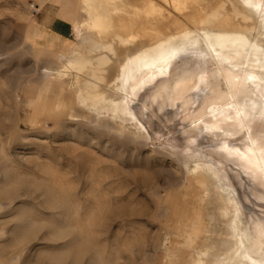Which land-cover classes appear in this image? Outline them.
<instances>
[{
  "label": "rangeland",
  "instance_id": "rangeland-1",
  "mask_svg": "<svg viewBox=\"0 0 264 264\" xmlns=\"http://www.w3.org/2000/svg\"><path fill=\"white\" fill-rule=\"evenodd\" d=\"M48 1L0 0V176L4 177L0 180V264H179L178 258L181 264H197L200 256L195 246L204 245L208 236H226L228 218L223 217L225 202L214 187L207 185L204 191L193 182L196 162L188 160L189 153L221 162L215 165L235 189L244 222L264 223V179H258L262 175L221 149L226 141L243 147L253 133L263 142L264 114L257 112L249 131L236 135L205 128L201 123L208 115L198 118L197 111L206 94L221 82L220 88L229 91L226 81L216 77L208 87L188 92L187 101L154 102L150 87L135 104L144 131L130 124L122 129L113 120L99 118L90 103L79 98L84 75L78 73V66L65 68L62 53L42 52L31 43L30 25ZM75 1L77 16L84 20L88 12L81 0ZM143 1L97 0L98 12L106 16L100 13L95 24L107 25L105 35L112 23L125 33L143 34L147 26L144 32L149 36L141 35L144 43L153 34L150 28L165 30L167 25L166 30L173 32L174 21L182 17L186 21L200 6L198 0H155L159 8L148 10ZM54 3L68 5L69 0ZM116 7L121 21L115 15L111 20ZM108 20L109 25L104 22ZM130 22L138 29L128 26ZM78 42L77 37L75 45ZM179 56L173 67L176 75L190 68L207 73L216 68H206L208 61L192 52ZM234 61L227 59L223 65L232 63L230 67L240 69ZM63 68L67 72L60 81L57 70ZM64 211L68 214L63 225L40 215ZM199 215L203 228L196 232L200 238L191 242L181 233L190 231L183 224L190 225ZM204 260L211 263V258Z\"/></svg>",
  "mask_w": 264,
  "mask_h": 264
},
{
  "label": "bare ground",
  "instance_id": "bare-ground-1",
  "mask_svg": "<svg viewBox=\"0 0 264 264\" xmlns=\"http://www.w3.org/2000/svg\"><path fill=\"white\" fill-rule=\"evenodd\" d=\"M96 1L83 0L88 16L80 25L79 42L70 55L62 54L60 57L66 61L63 67L78 66V73L84 75L79 82L77 93L84 104L90 103L91 109L97 112L99 118L113 120L122 129L130 124L141 131L146 127L139 117L135 104L139 96L146 93L150 87H153L154 92L152 91L151 96L154 102L160 99H170L173 102L180 99L187 101L188 92L199 87H208L209 80L216 77H222L226 81L229 91H223L225 89L220 88L222 82L218 78L221 82L220 86L215 84L210 89V93L206 94L205 102H202L203 107L201 106V109L197 111L198 118L208 115L201 123L205 128L214 132L223 130L226 134L236 135L240 130L249 128L257 112L264 114V79L261 77L262 72L264 73V0H198L200 6L193 9L194 11L187 16L186 21L181 20L183 17L174 23L171 22L173 20L170 21L176 26L175 31L168 32L167 25L165 26L166 31L159 26L158 30L150 28L153 34L144 43H141V35L149 36L144 32L149 30L147 26L145 29L143 26L139 27L140 29L143 27V34H140V30H138L139 33L132 30L125 33L122 32L123 30L120 31L122 26L118 30L115 27L116 24L114 25L111 21L112 27L105 35L107 25L103 22L100 25L95 24L101 15L106 16L98 12L100 8L96 7ZM111 1L109 0V3ZM136 2V5L139 4L138 1ZM156 2L155 0H144L142 7L148 10L155 9L159 6ZM182 5L183 2L180 6ZM119 10L120 8H117L112 11L111 20L118 18L116 15H119ZM122 13L123 11L120 12ZM109 17L107 15L106 18ZM106 18L103 20H107ZM124 18L129 22L127 15ZM104 22L108 24L109 20ZM132 23L128 26L133 27L132 25L136 22ZM126 28L138 29V27L137 29L135 27ZM132 46H135V49H130ZM184 52L201 55L208 61L206 68H210V65H215L216 68L211 70V73H207L206 70L202 71V69L198 72L190 68L185 73L176 75L173 73V67L177 62L175 60L179 54ZM227 59H234L233 63L239 64L241 68H233L234 65L230 62V64L223 65ZM231 64L232 67H230ZM72 68L75 70L74 67ZM112 69L114 70L113 77L109 79L111 76H108ZM196 69L199 68L196 67ZM66 72L64 68L58 69L56 78L60 81L64 80ZM149 93L147 95H150ZM249 137L250 142L244 145L245 147L231 145L228 141L224 142L221 147L222 152L264 176V140L258 142L254 133ZM198 153L187 154L188 160L196 162L193 169V182L201 190L206 189L207 185L214 187L216 194L225 202L223 208L219 209L224 213L223 217L226 216L228 220L226 236L216 239L212 236H205L207 242L204 245L195 246L200 256L196 260L197 264H207L204 257L211 258L210 264H264V223L253 222L248 226L250 223L247 225L244 222L242 209L239 206L240 200H237L234 196L235 191H232L235 189L231 190L230 182L226 180L221 169L215 165L221 162L214 163ZM253 173L255 172H252V175ZM262 176L258 179H264ZM183 228H189L190 231H181V233L187 235L189 241L196 242L200 238L196 232L203 228L202 215H199L190 225L185 222ZM209 231L211 230L205 228V232ZM174 255L179 254L175 252ZM177 261L179 264L182 263L179 258Z\"/></svg>",
  "mask_w": 264,
  "mask_h": 264
},
{
  "label": "crops",
  "instance_id": "crops-1",
  "mask_svg": "<svg viewBox=\"0 0 264 264\" xmlns=\"http://www.w3.org/2000/svg\"><path fill=\"white\" fill-rule=\"evenodd\" d=\"M77 5L75 0H69L68 5L54 3V0L46 2L35 23L30 25L31 43L42 52L70 55L77 46V37L80 39L83 22L77 16Z\"/></svg>",
  "mask_w": 264,
  "mask_h": 264
},
{
  "label": "snow or ice",
  "instance_id": "snow-or-ice-1",
  "mask_svg": "<svg viewBox=\"0 0 264 264\" xmlns=\"http://www.w3.org/2000/svg\"><path fill=\"white\" fill-rule=\"evenodd\" d=\"M4 177L0 176V180H3ZM67 211L59 212V213H48V212H42L40 213L41 216H44L46 218H50L55 221L57 225H63L67 218ZM23 225H21L22 227ZM69 244L72 243V241L68 242ZM67 245H60L59 247H66ZM25 264H27V261H25Z\"/></svg>",
  "mask_w": 264,
  "mask_h": 264
}]
</instances>
